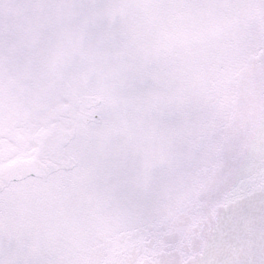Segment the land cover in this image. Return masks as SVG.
<instances>
[{
	"label": "snow or ice",
	"instance_id": "6c2138e0",
	"mask_svg": "<svg viewBox=\"0 0 264 264\" xmlns=\"http://www.w3.org/2000/svg\"><path fill=\"white\" fill-rule=\"evenodd\" d=\"M0 264H264V0H0Z\"/></svg>",
	"mask_w": 264,
	"mask_h": 264
}]
</instances>
